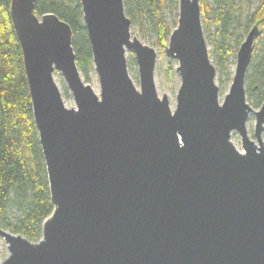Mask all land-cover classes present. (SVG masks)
Instances as JSON below:
<instances>
[{
	"label": "water",
	"instance_id": "water-1",
	"mask_svg": "<svg viewBox=\"0 0 264 264\" xmlns=\"http://www.w3.org/2000/svg\"><path fill=\"white\" fill-rule=\"evenodd\" d=\"M34 5L11 0L9 14L53 210L38 242L0 228L8 251L0 264H264V102L255 111L245 90L259 23L236 53L220 104L199 0H178L164 47L181 80L171 112L155 90L157 53L131 36L122 0H80L99 96L80 78L69 25L36 16Z\"/></svg>",
	"mask_w": 264,
	"mask_h": 264
},
{
	"label": "trees",
	"instance_id": "trees-1",
	"mask_svg": "<svg viewBox=\"0 0 264 264\" xmlns=\"http://www.w3.org/2000/svg\"><path fill=\"white\" fill-rule=\"evenodd\" d=\"M10 1L0 0V228L38 242L42 223L53 205L22 53L9 14ZM122 1L131 29L142 40L164 49L176 27L168 23L167 16L173 13L178 18V0ZM238 1L212 0L210 8L206 0H199L203 34L216 74L226 83L240 45L259 23L260 35L254 42L245 90L248 102L260 105L264 102V0H259L255 10L244 17ZM34 13L38 17L54 14L69 25L77 67L87 78L94 69L80 0H35ZM210 24L214 33L210 32ZM128 60L135 65L132 54Z\"/></svg>",
	"mask_w": 264,
	"mask_h": 264
},
{
	"label": "rangeland",
	"instance_id": "rangeland-1",
	"mask_svg": "<svg viewBox=\"0 0 264 264\" xmlns=\"http://www.w3.org/2000/svg\"><path fill=\"white\" fill-rule=\"evenodd\" d=\"M206 1H207V4L210 6V8H212V6H211L212 0H206ZM238 3H239L241 13L244 17V16H247L248 14H250L253 10H255V8L259 5V0H239ZM177 20H178V18L175 16V14H173V13L168 14L167 21L170 25H172V24L177 25ZM130 32H131L132 37H136L143 44H145L149 47H152L156 51L157 58H156V64H155V70H154L155 90H156V93H157L159 98H162L163 95L167 96L168 101H169L170 110H171V112H173L176 108V96H177L178 90H179L180 85H181L180 77L175 72V68L178 65L177 62L176 61L169 62L167 60V57L165 55L163 48H158L157 46H153L151 43H149L145 40H142L141 37L139 36L138 32L135 29L130 28ZM210 32L214 33L213 24H210ZM207 47H208V52H209L210 47L208 45H207ZM129 54L130 53H128V52L126 53L128 75L131 78L134 87L137 89V91H140L137 66H136V64L133 65L129 62V60H128ZM234 68H235V65L231 69L232 75L230 77L229 82L224 83V80H223L224 78H219V75L216 74L215 83L219 88L218 100H219L220 104L223 102L225 95L229 91V87H230V83L232 80ZM80 78L84 83H88L91 86V88L93 89V91L95 92V94H97L99 96L100 86H99V82H98V77L94 71L89 73L87 78H85V76L82 75L80 72ZM54 79H55V82H56L59 90L61 91L62 98H63L65 105L69 108L74 107V102L72 100L71 95L69 94V92L67 90L66 84H65L62 76L60 74L56 73L54 75ZM221 79L223 81L222 83H221ZM66 92L68 93L67 95H65ZM246 101L247 102L249 101L247 99V95H246ZM248 104L255 111H258L260 106L262 105V104L254 105L252 102H248ZM254 126H255V117L253 115H251L249 117V120L247 121L246 128H247L249 138L256 143L255 138L253 137ZM261 139H262V142L264 144V132L261 135ZM230 140H231V143L235 146V148L238 151L242 152L240 136L237 133L232 132ZM7 256H8V251H7L6 245L4 244L3 240L0 238V262H2Z\"/></svg>",
	"mask_w": 264,
	"mask_h": 264
}]
</instances>
